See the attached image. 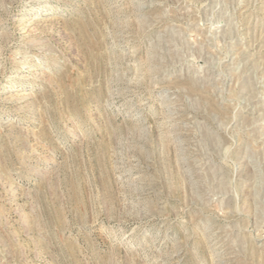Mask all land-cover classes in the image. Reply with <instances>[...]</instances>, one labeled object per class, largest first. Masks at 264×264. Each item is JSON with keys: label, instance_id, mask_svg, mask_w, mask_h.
I'll use <instances>...</instances> for the list:
<instances>
[{"label": "rangeland", "instance_id": "obj_1", "mask_svg": "<svg viewBox=\"0 0 264 264\" xmlns=\"http://www.w3.org/2000/svg\"><path fill=\"white\" fill-rule=\"evenodd\" d=\"M0 264H264V0H0Z\"/></svg>", "mask_w": 264, "mask_h": 264}]
</instances>
